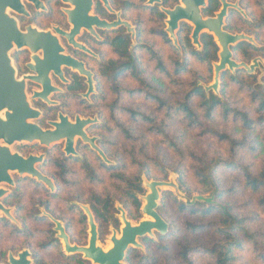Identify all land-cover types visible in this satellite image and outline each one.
I'll use <instances>...</instances> for the list:
<instances>
[{
	"label": "trees",
	"instance_id": "trees-1",
	"mask_svg": "<svg viewBox=\"0 0 264 264\" xmlns=\"http://www.w3.org/2000/svg\"><path fill=\"white\" fill-rule=\"evenodd\" d=\"M246 4L249 7L247 1ZM129 5L130 3L127 6ZM256 5L259 12L250 7L247 11L250 21L240 19L242 22L240 26L233 25L228 21L229 16L226 29L229 31L243 30L250 35H255L256 40L260 41V33L264 30V3L258 1ZM48 6L47 14L34 16L32 21L35 24L43 25L41 21H38L39 18L48 22L58 19L56 11L51 8L52 2H49ZM217 7L216 0H209L208 8L203 14L211 15ZM161 17L162 15H159L157 21ZM146 29L147 27H140V31L137 30L136 40L140 43L139 47L143 48V54H146L149 62L154 64V70L170 81L172 100L161 95L165 87L162 79L154 78V76H151V79L145 77L146 69L142 67L141 57L134 53L131 56L129 50L131 43L128 37H116L111 40V48L119 57L118 61H109L108 64L102 66L98 77L112 84L114 98H110L105 93L98 95L95 99V108L103 122L99 134L105 145L111 148L116 147V137L119 133L124 135L125 141L129 144L127 147L120 148L119 152L109 150L108 156L118 160L116 166L109 167L102 164L94 154L90 156L83 154L82 161L80 159L66 160L61 153L50 151L46 165H51V172L46 175L54 180L56 192L50 194L43 187L34 188L46 194L44 199L39 200V203L43 204L46 211L52 214L55 205L62 201L64 195H69L79 203L90 205L100 230L109 219H112L113 204L116 200L128 210L132 219H140L141 203L136 197L137 193L143 191L140 185V173L144 172L148 180L162 181L167 175L163 167L168 166L178 175L177 182L180 190L188 195L193 192L199 195L212 194L217 203H209L206 206L196 203L193 206H186L184 203L177 202L173 197L177 212L185 219L181 225H176L175 222L169 220L168 210L160 206L158 213L169 225L170 232L168 236L160 239L172 243L171 245L162 242L157 244L149 241L150 245L162 254L173 252L176 258L175 264H198L196 261L198 257L207 258L211 264H236L240 258L237 252L243 251L245 247L260 261L259 264H264V229H252L251 224L255 218L245 215L239 211V206L236 207L235 203L231 202L241 194L248 193L250 198L241 206L248 208L253 204L264 216V78L262 85H256L255 76L248 75L244 70H238L233 75L226 71L220 75L219 96L212 92L206 94L196 80L202 81L201 83L205 85L211 82V65L212 62L217 61L218 53L213 38L203 34L200 37L202 49L197 51L190 44L189 28L183 26L177 34L180 51L171 46L172 53L169 59H165L163 54L152 49L153 46L143 43ZM147 32L171 44L166 35L158 32V29L149 28ZM230 49L235 61L240 59L248 63L256 56L264 58V46L257 48L247 43H239ZM15 58L19 60L20 55L16 54ZM118 62L119 64L115 67V63ZM199 69L202 75L199 74ZM202 69H205V72ZM126 76L135 79L138 87L121 86L119 80ZM83 89L84 86L78 82L68 88L69 91L74 92H80ZM125 95L130 98L135 95L145 97L148 101L155 103L159 113L153 114L124 106L122 101ZM105 109L109 110L108 117L105 116L107 119L103 115ZM116 111L127 115L134 124H147V132L158 138V143L164 145L168 153L175 156L173 161L167 163L169 158L166 155L157 156L156 152L151 153L149 137L143 132L135 134L123 122L119 123L116 119ZM175 119H180L184 125L183 130L176 131V133L177 128L170 123ZM188 130L195 132L199 140H204L207 147L197 143L196 148L182 147L181 142L185 137L183 133L188 136ZM246 155L259 159V163L261 162L259 167L255 168L253 163L246 162ZM76 164H81L85 179L89 180L90 188L87 193L78 191L74 193L78 184L74 179L76 173L72 168ZM154 168L159 173L158 176ZM219 172L234 173L237 175L238 183L233 180L229 187H224L221 185ZM26 189L27 187L21 186L18 181L13 195L5 200L11 203L13 199L16 205L14 215L20 219L25 230L24 234L34 238L44 233L46 242L38 243L44 253L56 250L60 260L65 259L66 264L74 261L83 264L78 256L63 258L61 245L53 239L54 234L50 229H45L42 233V230L37 229L38 227H30L31 218L37 224L43 222L48 226L51 224L44 219H35L32 214L35 211L34 207L29 209L24 201L28 194L25 192ZM167 194L170 195L165 193ZM68 210L71 214H78L77 223L83 225L81 230L83 236L80 241L76 242L80 244L86 238V219L80 209L69 205ZM0 223L4 227H10V224L3 219H0ZM72 225V221L65 223L67 233ZM13 232L20 233L15 228ZM200 237H206V240L200 242ZM70 239L75 242L72 236ZM141 241L142 243L148 242L146 239ZM148 246L146 245L145 255L133 251L134 258L139 259L138 264L158 263L155 253L149 250L150 246ZM0 254L3 255L4 251L1 250ZM129 255L128 252L125 259L126 264H130ZM35 264H42V259H37ZM165 264H174V261L172 262L169 257Z\"/></svg>",
	"mask_w": 264,
	"mask_h": 264
},
{
	"label": "water",
	"instance_id": "water-1",
	"mask_svg": "<svg viewBox=\"0 0 264 264\" xmlns=\"http://www.w3.org/2000/svg\"><path fill=\"white\" fill-rule=\"evenodd\" d=\"M62 4L69 8L62 9L66 16L69 29L64 31L58 26H51L50 29L42 30L33 25H26L24 28L19 26L17 19L13 14L29 18L30 14L26 9L25 3L31 5L34 10L47 12V8L42 0H0V215L7 220L18 225L16 219L12 216L11 208L4 205L2 200L10 194V191L4 186L15 187L12 174H17L20 178L27 176L37 183H41L50 193L55 192V186L52 180L44 175L39 169V165H44L46 154H28L23 156L12 151L14 144L33 145L48 148L59 144L57 141L65 135L62 152L65 157L78 154L75 151L73 140L74 134L79 136L81 142L88 145L91 150L97 153L106 165H112L103 152L96 146L95 137H89L86 128L98 123L96 118H80L75 116L70 121L60 112L55 121H48V129H43L37 121L41 117V112L32 106L30 100H39L48 107L57 106V103L50 100L48 95L61 93V90L55 87L50 80L49 74L53 73L63 84H67L64 79L60 65L76 72L79 76L85 78L87 85L83 98L94 93V81L92 73L86 69L85 65L77 59L64 54V48L59 38L66 40L67 44L75 50L92 55L83 44L76 41V37L83 29L94 35V28L101 30H112L119 26L126 29L131 37V48L135 44L134 28L128 22L122 21L119 12H116L117 19L114 22L101 20L98 16L90 14L93 7L92 0H60ZM103 8L108 12L114 13L107 0H100ZM221 8L213 17H203L200 8H205V0H179V4L173 9H161L166 15L165 32L171 40L173 47L180 51L176 31L179 23L191 21L192 32L190 40L192 46L197 51L201 50L199 36L202 33L211 35L218 47L217 61L212 62V82L210 84L199 85L203 91L208 94L212 92L218 95L220 75L229 71L232 75L238 70H244L248 75H252L254 68L261 63L259 57L251 60L250 64L246 62H236L231 51L239 43H247L257 47L251 36L240 34H231L223 29L224 21L228 16V9L238 11L245 19L244 12L238 5L227 3L226 0H219ZM159 0H147L146 4L152 5ZM27 50L30 53L29 62L25 64L29 74L18 76L17 70L13 64L10 53ZM39 53V54H38ZM36 80V81H35ZM28 83H34L39 86L40 91L33 90L29 98L27 94ZM74 124H73V123ZM37 140V143L33 141ZM28 173L29 175H23ZM174 174L170 175L168 181L148 180L145 176L141 177V187L147 190V193L140 196L139 199L145 204L140 206V213L145 215L146 220H140L134 225L126 217L125 211L121 206L116 205L119 212V219L123 222V228H120V238H116L117 232L112 230V247L104 253L102 247L98 245V230L94 221V216L88 205L73 203V206L80 208L86 217L87 242L85 245H77L70 242L65 232L63 223L56 220L51 215L42 211V214L53 224L52 231L55 233L54 239L62 245V250L67 255H79L82 260L91 264H124L126 256L131 248L142 249L138 240L145 238L154 239L155 234L159 237H165L170 234L169 225L158 213V201L160 197L159 190L162 188L171 189L175 196L184 201L186 206H193L198 197L192 200L186 198L180 193L178 185L174 182ZM121 222V223H122ZM8 264H31L30 252L26 249L21 250L15 256L11 253L7 255Z\"/></svg>",
	"mask_w": 264,
	"mask_h": 264
},
{
	"label": "rangeland",
	"instance_id": "rangeland-1",
	"mask_svg": "<svg viewBox=\"0 0 264 264\" xmlns=\"http://www.w3.org/2000/svg\"><path fill=\"white\" fill-rule=\"evenodd\" d=\"M247 1H248L249 6H250L251 9H256V11L259 12L258 11V6L256 5V3L258 1H263V0H247ZM24 3H25V6L27 7L28 4L26 2H24ZM256 11H255V13H257ZM13 16L17 19V21L19 23V26L22 27L23 24L19 21L20 16H17L15 14H13ZM130 17H132V16H130ZM130 17H128V18H130ZM247 17L249 18L248 15H247ZM248 18L246 20H249ZM57 20L54 21V22H48L46 20L43 21L42 18H39L38 21H41L43 23V25L36 24L34 26H36L39 29L42 28L43 30L50 29L51 26H58V27L61 26V28L64 29V30H66L69 27L65 20L60 19L59 21H62V22H60L59 25L57 24L59 22ZM146 21H147L148 24H147V29H146V32H145L146 34H144V37H143V43L145 42L147 45L153 46L152 47L153 50L163 54V57L165 59H169V55L172 53L171 52V46L173 47L172 43L169 44V43L165 42L164 39H162L161 37L156 36L155 34H154L155 36H153V34H148V32H147L148 29L152 28V27L154 28V26H156V24L154 22H151L150 20H146ZM128 23L130 25H132L131 21H128ZM225 25L226 24L224 23V26ZM230 32L232 34H234V32H232V31H230ZM237 32H239V31H237ZM240 33H245V34L251 36L254 39V42L256 43L257 48L264 46V30H263L262 33H260V35H261L260 36V38H261L260 41H257L255 35H253V34L250 35V34L246 33L245 31H241L238 34H240ZM62 45H63V47L65 48V50L67 52L68 48H67V46L65 45L64 42H63ZM139 45H140V43H138L137 40H135V44L132 46V48L130 47L131 46V44H130L129 50L131 52V56L134 53V54L139 55L141 57L142 67L146 69V73H145L146 76L145 77L147 79H151V76H154V78H158L160 80L162 79V81L164 82V86L165 87L163 88L164 93H162L161 95L163 97H165V98H169L170 100H172L173 95H172V91H171V88H170L171 86L169 85L170 81L168 79H164L163 76L159 75L157 70H154V64H151L149 62L148 56L146 54H143L144 50H142L143 48H140ZM15 52H16V50H13L10 53L11 58L14 55ZM108 57L114 58L113 54H110V53L108 54ZM256 57H259L261 59L262 63H264V58H262L261 56H256ZM93 58L95 59V57H93ZM96 58H97V56H96ZM12 61H13V64H14L16 70L18 71V69H17L18 66L15 63V60L13 58H12ZM96 61L97 60L89 61V66L95 68L97 66V62ZM236 62H244V61L239 59V61L236 60ZM250 63H251V60L247 64H250ZM211 67H212V65H211ZM198 71H199V74L202 75V72H200L201 69H199ZM202 71L205 72V69L204 70L202 69ZM252 75L255 76V79H256L255 84L256 85H262V79L264 78V67H263V65L261 63L259 64V62H258V66L254 68V71H253ZM212 77H213V73H212ZM98 81H100L99 89H98V86L96 87L95 83H94V93L90 94L88 96V98L85 99V98L82 97V95L84 93L80 94V97L83 100H85L88 104H91V97H93V96L98 97V95L101 96V95H103L105 93L110 98H114V93L112 91V86H111L112 84L109 83L106 80H103L102 78H100ZM196 81L197 82H202L200 80H196ZM211 82H212V79H211ZM119 84H121V86L126 87V88H137L138 87L137 81L135 79H133L132 77H130V76H128V77L126 76L125 78L120 79L119 80ZM155 84L160 85L159 83H155ZM54 85L58 86L59 89L61 90V93L55 94L54 97L52 96V100H54V102H56L57 106H58V105H61L60 103L64 102V100L61 99V98H57L56 95H61L64 92V88L62 86L63 83L59 82L58 80L57 81L54 80ZM220 85H221V81L219 83L218 95L217 96H219ZM37 89H39L38 85H35L33 83H31V84L28 83V85H27V94H28L29 98L31 96L32 91L33 90H37ZM238 96H240V94ZM37 101H39V100H32L31 99L30 103L32 104L33 107L37 108L39 111H41L44 114L45 107H46L45 104H43L40 101L39 102H37ZM77 101H79V100L77 99ZM110 101H108V102H110ZM66 102L69 103L70 105H69V107L68 106L65 107L62 110V113L64 115H67L69 118H72V115H74L76 113V111L79 109L80 110L79 112H83L82 115H80L81 117H83V116H90V117L95 116V117H92V118H96L98 120V118L96 116H99V115H98V111L96 110V108L92 109V113H91V112H88L87 110H85L86 109L85 107H86L87 103L83 104V106H79V104H77L79 102L74 103L73 100H68ZM122 102L121 103L124 104V106L131 107V108H137L140 111H145V112L153 113V114L159 113L157 111V109H156L157 106L155 105V103L152 102V101H148L145 97H143L141 95L140 96L135 95L134 97H131V98L128 97L127 95H125L124 96V100ZM41 104H42V106H41ZM103 112H104L103 113L104 118L107 119L106 117H108L107 113H109V110L105 109ZM42 117H43V115H42ZM40 119L37 121L38 122L37 124H39L43 128H48L49 126H48L46 121L52 120V117H44L43 120H40ZM116 119H117V121L119 123L123 122L126 125V127L131 128L133 133H135V134L138 133V132L145 133V135L148 136L149 139H150L149 147H151V149L149 148V150H150L151 153H155L156 152L157 156L158 155H166L169 158V161L167 163H171L173 161L175 156L172 153H168V151L166 150V147L164 145H160L158 143V138L154 137L152 134L147 132L148 131L147 124H143V123L134 124V123H132L130 121V118L127 115H123L122 112H120V111H116ZM170 123L173 125V127L177 128V130H175V133H176V131H182L183 130V126L184 125L181 123L180 119L179 120H177V119L172 120ZM97 124L100 125V127L102 126L103 122H102V120L100 118H99ZM95 131H96V129L93 130L91 133H88V134L95 133ZM98 132L101 133V130L99 129ZM187 133H188V136L185 133H183L185 135V137L183 139V142H181L182 147L185 146V147L196 148L197 144H200V145H203L204 147H207V144L205 143V141L204 140L203 141L199 140V138L195 135V132H190L189 131ZM98 135L101 138V135L99 133H98ZM78 142L79 141H75L74 147L77 145ZM79 143L83 144L82 142H79ZM128 144L129 143L127 141H125L124 135L119 133L118 136L116 137V144H115L116 147L113 149V152H115V151L119 152L120 148L127 147ZM157 146L159 147V149H158ZM55 147H57V148H55ZM62 147H63L62 144H55V145H52V146H50L48 148L41 147V146H39L37 144H33V145L14 144L11 147V149H12V151L17 152V153H19V154H21L23 156H27L28 154H36V155L37 154H42V153L46 154L45 150H50L53 153H58V152L60 153ZM22 148L24 150H22ZM87 152H88L87 155L90 156L91 154L89 153V151H87ZM245 159H246V162L253 163L255 165L254 166L255 168L259 167V165L261 163V162L259 163V161H260L259 159H255L251 155H246ZM38 168H40L39 170L42 169L41 171L45 172L44 174H47V173L51 172V165H46V166L39 165ZM156 168L158 169V166H156ZM156 168H154L155 172H156ZM72 169H74V172L76 173L74 175V179L77 180V184H78L77 185L78 188H76L74 190L75 191L74 193H76V191L82 192V193H87L88 189L90 188V184H89V180L85 179L86 177L84 175V171H83V169L81 167V164H76L75 166H73ZM163 169L167 173L166 178L163 179V180L164 181H168V179H170V175L174 174V176H175L174 182H175L176 185H178V182H177L178 175L173 171V169L171 167H168V166H164ZM158 174L159 173L156 172L157 176H158ZM142 176H144V172L140 173V175H139V179L140 180H141ZM218 176H219V179L221 181V185H223L224 187H229V185L233 182V180H236V183H238L237 175H235L234 173L232 174V173H229V172H219ZM26 177L27 176H23V177L20 178L17 174H12V178L14 180L15 187L12 188V187H8V186H4L6 189H8L10 191V194H8V196L6 198H8L11 195H13L14 189H16V184L18 183V181H20V185L21 186L25 185V183H26L25 180L28 179ZM140 185H141V182H140ZM25 192H27L28 194H27V196H26L24 201H25V203L28 204V208L29 209L34 207L35 211L32 214L35 217V219H44V220H47L51 224L49 226H48V224L46 225L44 222L40 223V224H37L36 222L32 221V218H31L30 221H29L30 227H38L37 229L42 230V233H43V231L45 232V229H50L52 231L53 224L48 220L47 217H45L42 214V211H43V212L51 215L56 220L61 221L64 225H65L66 222L72 221L73 225L71 226V228L69 229V233H67V234H68L69 238L72 236V238H73V240L75 242H72L71 239H70V241L73 244H77V245H85L86 244L87 237H88V235H87L88 227L86 226V228H85L86 238H84L80 244L76 243V242L80 241L81 237L83 236V234H81V230L83 228V225L77 223L78 220H79L78 214H71L70 211L68 210L69 205L72 206V207H76V206H73L72 204L73 203H79V202L75 201V198L73 199L69 195L68 196L64 195L62 201L59 202L58 204H56L55 208L52 209V214L55 216L54 217L51 213H49V211H46V209H45L43 204L39 203V200L41 198L44 199L45 196H46V194L43 193V191L42 192H38L33 187H28L25 190ZM146 193H147V190L143 189V191L141 193H137L136 194V197L138 198V200L140 201L141 204H142V201H141V199H139V197L145 195ZM159 193H160V197H159V201H158V208L160 206H164L165 209H167L168 212H169V220L175 222L176 225H181L185 218L182 217L181 215H179V213L177 212V207H176L175 200L177 202H180V203H184V201L180 200L179 198H177L175 196L174 192L171 189H168V188L160 189ZM165 193H169L170 195L169 196H168V194L165 195ZM180 193L183 196H185L186 198H189L190 200H192L194 197L195 198L198 197V199L195 201L194 205L196 203H200V204L202 203V204H204L206 206L209 203H217L215 201V197L212 194H209V193L205 194V195H199V194L193 192L192 194L188 195L185 192H183L182 190H180ZM173 197L175 198V200H173ZM6 198H5V200H6ZM249 198H250V195L248 193H243L240 196H238L236 199L235 198L232 199L231 202L233 204L235 203L236 207L239 206V208H238L239 211H241L242 213H245V215H248L250 217H254L255 218L254 222H252V224H251V228L252 229H264V216L255 208V206L253 204L249 205L248 208H244L243 206H241ZM5 200H2L4 205L6 207H8V208H11L12 216L16 219L18 225H15L13 222L7 220L4 216L0 215V219H3L4 221H6V222H8L10 224V227H4L0 223V253H1V250L4 251L3 255L0 254V264H8L7 263V255H8V253H11V254H13L15 256L18 252H20L23 249H26V250H28L30 252L31 264H35V261L37 259H42V264H66L67 261H65V259L60 260V256H59L58 251L49 250V252H45L44 253V251L39 248L38 243L46 242V240H44V233H43V235L38 234L34 238L29 237V236L27 237V235L24 234L25 230H24V227L21 224L20 219L15 217V215H14V212H15V209H16V205L13 203V199H11V203L5 202ZM80 204H82V203H80ZM85 205L89 206V204H85ZM116 205L121 206L122 208H124V207L119 202L115 203V209L114 210L116 211V214H118V216H119V212L116 209ZM76 208H78V207H76ZM78 209H80V208H78ZM123 210H125L127 218L132 223H136V222H138L140 220V219H137V218L136 219H132V217L129 216V214H128V210H126L125 208ZM139 213H140V209H139ZM75 215H77V216H75ZM140 215H141V213H140ZM141 218H142V215H141ZM96 225H97V229H98L99 228L98 227L99 226L98 223ZM14 228H15V230L19 231L20 233L18 234L16 232H13ZM112 230H115L117 233H119V229H117L111 223H109V226L104 225L102 230L99 229V233H98V245L99 246L104 247L106 245L108 237L111 235ZM52 233L54 234L53 235V239H54L55 233L53 231H52ZM160 238H164V237H159L157 234H155V238L154 239H150L148 237L145 238L148 242L142 243L141 240H138V242L142 245V249H134V248L130 249V251H129L130 264H138V260L139 259L137 257L134 258V252L133 251H137L140 255H145L146 245L147 246L149 245L150 246V247L148 246L149 250H151L153 253H155V255H156L157 259H158V263H156V264H165L167 258H169V257L172 260V262L174 261V264H175L176 263V258L174 257L173 252H171L169 254H162V253L157 252L153 245H150L149 241L157 243V244L160 243V242L165 243V244L169 243V245H171L172 242L165 241V240H162ZM205 240H206V237H200L199 238L200 242L201 241H205ZM61 253L63 255V258H67L68 259V258L72 257L71 255L65 254L63 252L62 248H61ZM237 254H238V256L240 258H239V261L236 262V264H259L260 263V261L255 258L254 254H252L250 251H248L247 247H245L243 251H238ZM73 256L74 257L78 256L80 258V260L83 262V264H89L90 263L88 261L82 260L81 256H79V255H73ZM196 261H197L198 264H211L208 261L207 258L198 257V258H196ZM75 262L76 261L72 262L71 264H78V263H75ZM124 264H126L125 261H124Z\"/></svg>",
	"mask_w": 264,
	"mask_h": 264
},
{
	"label": "flooded vegetation",
	"instance_id": "flooded-vegetation-1",
	"mask_svg": "<svg viewBox=\"0 0 264 264\" xmlns=\"http://www.w3.org/2000/svg\"><path fill=\"white\" fill-rule=\"evenodd\" d=\"M42 1L44 2L45 6L47 8V12H39V13H37L34 10V8L31 5L28 4L27 7H26V9L29 12L30 17L29 18L20 17L19 21L23 24L22 28H24L26 25H33V26L36 25L32 21V19L37 14H39V15L40 14H47L49 12V6H48V3L49 2H52V5L53 6H51V8H53V10L56 11V15H57V18H58L57 21H59L60 19H63L67 23L66 16L62 12V9L69 8L68 5L62 4L60 0H42ZM92 1H93V7H92V11L90 12V14H93V15L98 16L101 20H105V21H107L109 23L114 22L117 19V16H116L115 13L116 12H119V14H120L119 17H120V19L122 21H125V22L131 21L132 22V25L131 26L134 28V34H135L134 35V38H135V40H136V32H137V30L139 29V31H140V27L141 28L147 27V24L148 23H147L146 20H150L151 22H154L156 24V26H154V29H158V32H163L166 35L167 40H169L170 43H172L171 40L168 38V34L165 32V28H166L165 20H166L167 17L162 12L161 9L162 8L163 9H173L176 5L179 4V0H159V2L153 3L152 5L146 4L147 3V0H107L108 3H109V5H110V7H111V9L114 11V13H110L105 8H103V5H102V3H101L100 0H92ZM216 1L218 3L217 9L211 15H206L205 16L203 14V12L208 8V5H209V0H205L206 7L205 8H200V11H201V14H202L203 17H205V18L206 17H213L219 11V9L221 8V3H220L219 0H216ZM246 1L247 0H226V2L227 3H230V4H235L236 3L238 5V7L244 12L245 16L247 17V11H248V9H249L250 6L249 7L247 6ZM128 3H130L129 6H127ZM262 3H264V0L262 1ZM227 13H228V16L226 17V19L224 21L225 24L227 23V20H228L229 16H230V18H229L228 21L231 22V23H233V25H237V24L240 25L242 23L240 19H243L244 21H247V22L250 21V18L247 17L249 20H246L238 11H236L234 9H228ZM129 15L132 16V17H130ZM159 15H162V17L157 21ZM128 17H130V18H128ZM60 22H62V21H59L57 24L59 25ZM188 22H190V23L189 24L186 23V22L179 23V28L176 31V37H177V34L181 31V27L186 26L187 28H189V35H188V37H189V40H190V35H191V32H192V25L193 24L191 23V21H188ZM67 25H68V23H67ZM40 29H42V28H40ZM60 29H62L61 26H60ZM68 29H69V27L66 30H64V29H62V30L67 31ZM223 29L225 31L231 33L229 30L226 29V25L223 27ZM80 30H81L80 31V34L76 37V41L78 43L83 44L88 50H90V52L92 53V55H89V54H86V53H83L81 51H78V50L73 49L72 47H70L67 44L66 40L64 38H62V37L59 38V41H60L61 45L64 42L65 45L68 48V51L69 52L68 51L66 52L65 48L63 47L64 48V54L69 55V56L77 59L78 61L82 62L85 65L86 69L89 70L92 73V79H93V81L95 83V86L97 87L99 85V83H100V81H98L99 80V77H98L99 76L98 75L99 69L102 66L108 64L109 61L117 62L118 61V58H119L115 54V52L113 51V49L111 48V44H110L111 40L115 39L116 37H124V38L125 37H128V39H129V41L131 43V37H130V34L127 33L126 29L124 27H122V26H119V27H117L115 29H112V30H109V31L94 28V31H95V34H96L97 37H95L94 35H91L90 33H88L87 31H85L83 29H80ZM238 31L241 32L243 30H238ZM232 32H234V34L235 33H239V32H237V30H232ZM203 34H207V33L200 34L199 41H200V37ZM243 34H245V33H243ZM207 35H209V34H207ZM245 35H247V34H245ZM209 36H211V35H209ZM213 41H214V39H213ZM190 44H191V40H190ZM191 46H192V44H191ZM201 49H202V45H201ZM109 53L110 54H113L114 58L108 57V54ZM16 54L17 55H20V59L19 60H16V58H15V55ZM96 56H97V58H96ZM29 57H30V53L27 50L15 52L14 55L12 56V58L15 60V63L18 66L17 73H18V76L19 77H21L23 75H26V74H29V71L25 67V64L29 62ZM93 57H95V59ZM92 60L93 61L94 60H97L96 61L97 62V66L95 68L89 66V61H92ZM119 62L118 63H115V67H116V65L119 64ZM60 69H61V71L63 73L64 79L67 80V84H63L62 85L63 88H64V92L61 95H56V97L63 99L64 102H61L60 103L61 105L52 106V107H48V106L45 105L46 107H45L44 114L40 111L41 112V117H40L41 119L40 120H43L44 117H52V120H49V121H55L57 119V114L59 112L62 115H64L62 113V110L65 107H67V106L69 107L70 104L66 102L68 100H73L74 103L79 102V103H77V104H79V106H83V104H86L87 103L85 100H83L80 97V94L85 93L86 90H87V85L85 84V78L79 76L76 72L71 71L70 69L64 67L63 65L60 67ZM49 77H50L51 83L53 85H54V80H56V81L58 80L59 82H61L57 77H55L53 75V73H50L49 74ZM75 82H78V83L82 84L84 86V89L82 91H80V92L79 91L78 92H74L73 90L69 91L68 88L69 87H73L74 84H75ZM54 86L57 87V88H59L56 85H54ZM37 90H39V89H37ZM52 96L54 97L55 94H52V95L49 94L48 95V98H50V100H52ZM96 98H97L96 96L91 97V104H88L87 103V105L85 107L86 108L85 110H87L88 112H91L92 113V109H95V107H96V104H95V99ZM77 99L79 101H77ZM52 101H54V100H52ZM37 102H39V101H37ZM41 106H42V104H41ZM79 111L80 110L78 109L76 111V113L74 115H72V118H69L67 115H64V116H66L70 121H73L74 118H75V116H79L80 118H92V117H95V116H92V117H90V116H83V117H81L80 115H82L83 112H79ZM42 115H43V117H42ZM96 117L99 120V116H96ZM46 122H48V121H46ZM48 128H43V129H48ZM95 129H96L95 133L88 134V133H91ZM99 129H100V125L94 124L92 126L87 127L85 130H86V133H87V135L89 137H95L97 139L95 141L96 146L103 152V154L105 155V157L109 161L113 162L112 165H106L101 160V158L98 157L97 153L94 152L93 150H91L88 145H84V144L79 143V142H81V140L79 139V136L78 135H75V134H74L73 140L74 141H79L77 143V145L75 146V151L78 154V156L77 157H74V156L65 157L64 153L62 152V149H61L60 153L63 155V157L66 160L67 159H80L82 161L83 160V154H85V156H88L87 155V153H88L87 151H89V153L91 155L94 154V156H96L102 162V164H104L105 166H107V167H109V166H116L118 160L116 158H114V157L111 158V157L108 156L109 150L114 149V148H111V146H109V145H105V142L102 140V137L100 138L99 135H98V133H99L98 130ZM57 142L59 144H62V146H63V144L65 142V139L60 140V141L58 140ZM55 148H57V147H55ZM45 152H46V161H45L44 166L46 165V162H47V159H48V153L50 152V150H45ZM120 154L122 155V150L120 151ZM34 155H36V154H34ZM38 169H40V168H38ZM24 174L25 175H29L28 173H23V175ZM44 175H46V174H44ZM46 176L49 177L52 180V182L54 183V180L49 175H46ZM26 178H28V179L25 180L26 181V183L24 185L25 187H27V188L28 187H33V188H36V189L38 187H43L44 190H46L47 192L50 193V191L47 190L46 187L44 185H42L41 183H37L36 181L32 180L31 178L29 179V177H26ZM54 186H55V183H54ZM55 192H56V186H55ZM54 193H50V194H54ZM116 202H119V201H117V200L114 201L112 219H109L105 225L109 226V223H111L117 229H119V233L116 234V238L119 239L120 236H121L120 235V228L123 227V222L119 219L118 214H116V211L114 210L115 209V203ZM83 205H85V204H83ZM142 205H143V203H142ZM89 208H90V205H89ZM122 209H124V208H122ZM82 214H83V212H82ZM126 217H127V215H126ZM85 219H86V217H85ZM142 219H143V216H142ZM94 221H95V218H94ZM95 223H96V221H95ZM85 224H86V221H85ZM63 226H64V229H65V225L64 224H63ZM102 228H101V230H102ZM97 230H98V233H99V228ZM65 232H66V230H65ZM66 234H67V232H66ZM111 236L112 235H110L108 237V240H107L106 245L104 247H102V249L104 251H106V250H108L110 248V245H111L110 244ZM60 245H61V243H60ZM61 248H62V245H61ZM71 256L74 257L73 255H71Z\"/></svg>",
	"mask_w": 264,
	"mask_h": 264
},
{
	"label": "bare ground",
	"instance_id": "bare-ground-1",
	"mask_svg": "<svg viewBox=\"0 0 264 264\" xmlns=\"http://www.w3.org/2000/svg\"><path fill=\"white\" fill-rule=\"evenodd\" d=\"M61 66H62V65H60V67H61ZM63 66H64V65H63ZM35 81H36V80H35ZM36 91H40V90H36ZM64 136H65V135H62V137L59 139V141L65 139ZM37 142H38L37 140L33 141V143H37ZM22 144H25V142H23ZM1 185H2V184H1ZM1 185H0V187H1ZM142 203H143V205L145 204L144 201H142ZM146 219H147V218H145V215H144L142 220H146ZM132 225H134V223H133ZM123 227H124V226H123ZM123 227H122V228H123ZM117 239H118V238H117ZM110 244H111V245H110V248H111V247H112V243H111V241H110ZM110 248H109V249H110ZM109 249H108V250H109ZM108 250L104 251V250L102 249V251H103L104 253H106Z\"/></svg>",
	"mask_w": 264,
	"mask_h": 264
}]
</instances>
